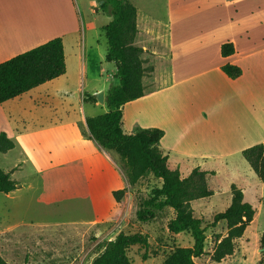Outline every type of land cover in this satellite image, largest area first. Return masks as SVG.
<instances>
[{"label":"crops","instance_id":"1","mask_svg":"<svg viewBox=\"0 0 264 264\" xmlns=\"http://www.w3.org/2000/svg\"><path fill=\"white\" fill-rule=\"evenodd\" d=\"M99 3L0 0V62L55 37L62 40L65 62L63 74L0 102V132L13 142L0 152V168L18 187L24 164L37 174L81 159L100 161L126 186L115 159L89 137L85 123L95 116L86 107L105 104L110 86L94 78L102 55L92 36L96 18L89 17L101 12ZM135 8L143 95L122 105V131L160 129L157 146L170 169L181 177L195 167L212 171L207 181L217 168L232 172L229 188L239 187L244 199L245 187L235 179L245 180L244 172L252 169L241 151L264 142V0H170L161 18ZM108 21L100 24L102 31ZM226 41L234 52L221 56ZM225 64L238 66L241 74L228 77L221 70ZM98 91L103 102L94 97ZM85 94L94 100H85ZM17 122L37 126L18 129ZM260 186L264 193V179Z\"/></svg>","mask_w":264,"mask_h":264},{"label":"rangeland","instance_id":"2","mask_svg":"<svg viewBox=\"0 0 264 264\" xmlns=\"http://www.w3.org/2000/svg\"><path fill=\"white\" fill-rule=\"evenodd\" d=\"M130 1L139 11L160 18L164 15L165 5L170 2ZM108 17L102 12L89 17L96 18L98 25L92 36H96L97 48L102 55L98 58L94 78L99 77L106 86L117 82L109 76L113 63L105 60L106 38L99 28ZM86 108L92 115L107 110L105 104ZM27 110L24 111L29 113ZM12 120L15 121L14 114ZM15 125L18 129H30L36 124L17 122ZM39 152L42 154V148ZM110 153L126 180L125 187L124 180L100 161L81 159L37 174L30 172L29 165H23L19 187L10 196L0 192V256L8 264H91L118 233L138 232L147 240L145 246L135 244L127 248L131 264H163L164 258L174 249L192 245L188 230L173 233L167 229L168 222L174 217L173 209L168 206L154 209V216L149 220L136 218V210L145 206L152 196V189L160 187L162 181L146 171L131 183L124 160L118 154ZM217 169L207 181L214 193L190 201L192 215L205 226L204 251L194 260L197 264H264V193L260 191L261 181L250 168L244 172L245 180L235 181L245 187L244 200L254 208L253 219L243 234L234 240L230 254L219 261L212 259L216 236L225 235L226 224L222 220L211 222L215 213L228 206L229 183L234 176L232 172ZM117 189L124 191L116 200L111 190Z\"/></svg>","mask_w":264,"mask_h":264},{"label":"trees","instance_id":"3","mask_svg":"<svg viewBox=\"0 0 264 264\" xmlns=\"http://www.w3.org/2000/svg\"><path fill=\"white\" fill-rule=\"evenodd\" d=\"M235 1V0H229ZM100 11L110 17L102 27L107 49L106 61L115 63L113 77L116 84L110 85L104 97L107 111L87 117L85 120L89 137L101 148L114 152L124 160L127 177L131 183L149 171L161 179V185L152 189V196L143 208L136 210V218L149 220L154 216V209L168 206L173 209L174 217L168 222L167 229L178 233L188 230L193 239L190 247H179L168 254L163 264H197L194 258L204 251L205 226L199 218L192 215L190 201L209 197L213 190L209 188L207 176L212 171L193 168L190 173L181 177L177 168L170 169L167 156L158 148L162 131L157 128L140 129L132 134H125L121 128V107L124 103L143 95L142 76L145 68L140 58L141 48L134 44L136 34V8L130 0H99ZM221 56L234 52L233 43L226 41L220 44ZM221 70L230 78L241 74L238 66L225 64ZM65 72L63 44L60 37L52 38L29 50L19 53L0 62V102L16 97L29 89ZM85 100H94L93 95L85 94ZM13 147V142L5 132H0V152ZM242 157L251 167L257 178L264 179V142L253 144L241 151ZM18 188L8 172L0 168V192L8 193ZM123 189L111 193L117 200ZM230 202L228 206L214 214L212 224L222 220L226 224V233L216 236V245L212 259L219 261L233 250V242L243 234L252 221L254 208L243 199L242 190L230 185ZM147 244L141 233H118L110 240L104 250L93 258L91 264H131L126 250L131 245ZM0 264H8L0 256Z\"/></svg>","mask_w":264,"mask_h":264},{"label":"water","instance_id":"4","mask_svg":"<svg viewBox=\"0 0 264 264\" xmlns=\"http://www.w3.org/2000/svg\"><path fill=\"white\" fill-rule=\"evenodd\" d=\"M94 97L96 98V100L98 102H103V92L102 91H98L94 94Z\"/></svg>","mask_w":264,"mask_h":264}]
</instances>
